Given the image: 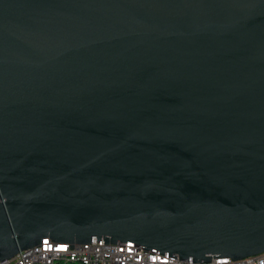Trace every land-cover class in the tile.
<instances>
[{
  "label": "water",
  "instance_id": "water-1",
  "mask_svg": "<svg viewBox=\"0 0 264 264\" xmlns=\"http://www.w3.org/2000/svg\"><path fill=\"white\" fill-rule=\"evenodd\" d=\"M46 236L264 252V0H0V260Z\"/></svg>",
  "mask_w": 264,
  "mask_h": 264
},
{
  "label": "built area",
  "instance_id": "built-area-1",
  "mask_svg": "<svg viewBox=\"0 0 264 264\" xmlns=\"http://www.w3.org/2000/svg\"><path fill=\"white\" fill-rule=\"evenodd\" d=\"M0 264H264V252L233 260L231 257H212L211 261L189 262L154 254L135 246L104 243V240L76 244L57 242L49 236L41 239V246L21 249Z\"/></svg>",
  "mask_w": 264,
  "mask_h": 264
}]
</instances>
